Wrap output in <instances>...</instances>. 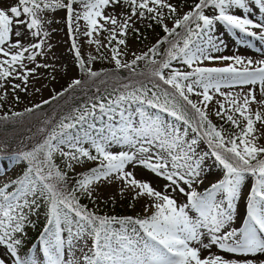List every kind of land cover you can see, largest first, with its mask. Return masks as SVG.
<instances>
[{"label":"snow or ice","instance_id":"6c2138e0","mask_svg":"<svg viewBox=\"0 0 264 264\" xmlns=\"http://www.w3.org/2000/svg\"><path fill=\"white\" fill-rule=\"evenodd\" d=\"M74 5L82 11H76ZM115 6H127L129 11L121 16L105 15L106 9ZM254 7L264 14V0H196L182 16L170 0H17L15 5L0 8V87L18 68H26L25 60L35 63L42 54L36 50L43 49L41 35L48 36L42 17L47 10H66L75 58L89 78L95 79L101 73L86 68L81 58L74 35L80 31V20L85 22L83 35L89 37L87 43L96 44L97 49L101 41L94 39V34L108 33L107 46L117 71L124 68L134 73L138 61L150 65L146 74L139 73L146 75L148 83L124 84V90L107 103L76 109L74 114L61 118L42 141L7 157L10 166H19L20 162L26 166L15 180L0 186V247L4 249L0 264H39L41 260L43 264H264V260L254 259L264 255V146L257 144L256 128L258 123L264 125V111L251 108L258 104L264 109V100L257 101L255 88L258 85L264 97V60L254 65L251 59L236 55H212L227 47L214 34L217 24L229 33L264 41V15L254 22L250 18ZM234 10L243 14L237 15ZM22 16L26 19H20ZM173 16L176 18L169 28L164 21ZM136 20L155 21L166 35L131 62H122L120 46L127 45L129 29L139 33L134 27ZM19 25H24L37 42L28 46L19 39L12 42L13 34L17 38L22 35ZM252 29L261 31L257 35ZM237 43L251 46L246 40ZM161 45L167 48L161 59H156ZM93 59L90 57L89 63ZM214 60L230 63L223 67L201 66L204 61ZM174 61L188 70L174 67ZM34 72L28 69L14 78L27 83ZM81 83L73 80L65 91ZM249 85L253 87L244 92ZM234 87L241 91H222ZM217 95L222 99L216 101L215 116L230 123L236 132L226 133L210 119L208 107ZM193 96L200 99L193 100ZM23 115L13 113L0 120ZM104 116L110 123L97 128L93 121ZM39 131L46 132L44 128ZM189 131L193 135L189 136ZM202 141L210 153L197 151ZM113 144L127 146L128 150L113 153L108 150ZM57 155L63 167L56 163ZM209 155L221 166L223 178L199 192L196 186L204 182L202 164ZM87 162H95L96 166L77 173L70 187L69 172ZM129 165L141 166L166 181L163 191L138 181L126 170ZM248 177L254 183L246 197V217L242 227H231L238 211L236 202L242 197V185ZM116 181L122 182L121 193L127 188L134 192V200L147 199L143 216H101L81 204V196L94 200L98 185ZM173 193L183 195L186 202L178 204ZM41 201L46 205V225L36 246L37 255H22L25 228L32 223L30 217L37 214ZM81 240H90L91 246H80ZM76 248H80V256L75 255ZM66 252L73 253L71 259L66 258ZM229 255L244 259H230Z\"/></svg>","mask_w":264,"mask_h":264},{"label":"rangeland","instance_id":"374dc122","mask_svg":"<svg viewBox=\"0 0 264 264\" xmlns=\"http://www.w3.org/2000/svg\"><path fill=\"white\" fill-rule=\"evenodd\" d=\"M16 3L17 0H0V8H7L9 6L15 5ZM170 3L177 8L179 15L182 16L187 11L191 10V7L196 3V0H170ZM74 8L76 9V11H82V8L79 5H74ZM128 11L129 9L127 6H115L106 9L105 15L112 13L114 15L121 16L123 13H127ZM165 12L167 13V10H165ZM235 14L242 15L243 13L242 11H235ZM262 15L264 14H261L258 9L254 7L250 18L253 19L254 22H259L261 21ZM42 17L45 21V23L43 24V30L48 33L47 37L41 35V37L39 38L44 40L43 49L36 51H42V54L36 57L35 63L25 60V69L18 68L17 73H14L13 77H9L7 80L2 82L4 84V87H0V117H12L13 113H25L27 112L26 109L36 107L37 105L43 104L45 101L51 100L54 95L57 96L61 92L65 91V89L68 88L73 80L80 79L82 75V71L78 66V61L75 58V52L72 49L73 38L69 35V30L66 24V10H47L44 14H42ZM175 18L176 17L173 16L172 19H165L164 22L169 28H171L173 27V21ZM20 19L26 18L22 16ZM101 23L103 22L101 21ZM79 25L80 31L79 33H74V35L76 36V42L80 49L81 58L85 61L86 68H91L92 71L101 73L99 77L103 76L102 72L107 73L106 71L110 70V68L116 69L115 63L111 60L110 49L107 46L108 41L106 37L108 36V33L102 32L99 36L94 34L93 38L101 41V47L97 49V45L87 43L89 37L83 35V32L86 30L85 22L83 20H80ZM148 25V20H136L134 27L136 29H139V33L137 34V32L129 29L128 35L126 37L127 45L120 46V50L123 53V55L120 57L122 62H131V60L135 58V55H141L147 52L149 48L160 41L161 35L157 28L152 26L148 27ZM18 27L22 32V35L17 38L13 34L12 42H15L17 39H19V41L25 46L37 42L36 39L31 37L29 31L25 28L24 25H19ZM107 27H111V25H108ZM15 31L16 28H14V32ZM252 31H255L257 35H259L261 30L252 29ZM214 34L222 38L225 41L227 47L222 52L212 53L213 56L236 55L245 59H250L248 58L249 56L257 55L264 60V41L247 37L238 32L229 33L222 25L219 24H217ZM238 40H246L251 46L249 47L245 44L237 43ZM113 46H115L114 41ZM25 55H27V53ZM90 57H95V59L91 60V62L89 63ZM0 59H2V57H0ZM229 63L230 61H204V64L201 66L223 67ZM37 64L45 65V67H37ZM173 66L180 69L181 71L188 70L185 65L176 61L173 62ZM28 69H35V72L34 74H29L27 83L14 78L17 74H22ZM13 85H19V87L14 89ZM250 87L253 86H245L243 91L247 92L248 88ZM255 88L257 101L264 100V97L260 95L259 86L257 85L255 86ZM222 91H232L233 93H239L241 89L239 87H234L232 89L224 88L222 89ZM192 99L199 100L200 98L193 96ZM221 99L222 98L217 95L214 97L213 102L209 105L208 112L210 119L218 128L223 127L226 133L236 132L237 129L232 127L230 123H226L224 120L219 119L214 114V111L217 107L216 101ZM102 102L107 103V99L103 98ZM131 107L134 109L137 107V105H131ZM251 108L253 109V111H256L258 109L264 111V109L260 108L258 104H252ZM149 111L152 110L149 109ZM97 116H99V114H97ZM116 119L118 120L119 117L117 116ZM136 119H138V117H136ZM167 119L171 120L172 118L168 117ZM93 122L96 124L97 128L107 126V124L110 123L107 116L105 125L104 123H102L101 119H97ZM177 126L183 127L179 123ZM85 127H87V125H85ZM256 128L259 129V131L257 132V135L259 136L257 144L260 146H264V125L258 123L256 125ZM191 135L193 134L189 131V136ZM84 146L86 148L89 147V145ZM2 149L3 148L0 147V151H2ZM108 150L113 153H118L120 151H127L128 149L127 146L113 144ZM197 151L200 153H210L211 150L208 148L207 143L202 141L199 144ZM0 156L5 157L4 159H0V172L6 173L0 175V186H3L5 183L15 180L24 171L26 165L25 162H20L19 166H10L7 159L8 155L0 154ZM56 163L63 167L61 158L58 155L56 157ZM95 166V162H87L83 166L76 167L75 172H69V176H77V173H83ZM202 167L204 169V182L196 186L197 191L199 192H204L206 189L211 187L213 183H216L223 178V170L221 166H219L215 162L214 157H211L209 155L204 160ZM126 170L131 171L138 181L149 182L151 186L157 191H163V186L166 181H164L162 178L156 177L153 173L144 169L143 167L137 166L133 168L131 165H129ZM253 183V178L248 177L246 178L244 185H242V197L239 201L236 202L238 211L243 209L244 212H246V197ZM121 187V181H116L111 184H100L97 186V190L93 194L95 197L94 200L89 199L87 196H81L80 202L88 210L101 216H143L144 207L148 203L147 199L141 198L138 200H134V192L131 189L125 188L124 192L121 193ZM173 196L177 200L178 204L182 205L186 202V198L181 194L173 193ZM40 203L41 206L38 209L37 214L30 217V220L32 221L31 224H34L40 218L46 216V205L43 201H41ZM238 211L234 214V221L232 222L231 227H237L236 225L238 224ZM31 224L26 226L25 233L31 232ZM113 227L118 229L119 225H113ZM25 233L22 237L23 244L21 246V254L27 256H36V246L39 245V238L33 239L32 244L26 243ZM63 235L64 237H67L68 233L64 232ZM79 245L86 248L91 246V241L88 240L87 242H85L84 240H81L79 241ZM212 251L216 252L217 249L213 248ZM74 252L76 256L81 255L80 248L74 249ZM39 255L42 257V251ZM72 255V252H66L67 259H71ZM202 255H207V252H202ZM3 256L4 249L0 247V257ZM259 256L260 255H258L254 259L264 260V257L260 258ZM228 258H236L241 260L244 259L243 257H233L231 255H229ZM249 258L253 259L252 257ZM39 264H43V261L41 260Z\"/></svg>","mask_w":264,"mask_h":264},{"label":"trees","instance_id":"16d2710c","mask_svg":"<svg viewBox=\"0 0 264 264\" xmlns=\"http://www.w3.org/2000/svg\"><path fill=\"white\" fill-rule=\"evenodd\" d=\"M149 24L157 28L162 40L166 35L162 27L155 21H149ZM166 48L167 45H161L160 55L155 58L161 59ZM149 67L150 65L145 61H138L134 66V73L124 68L118 71L110 68L106 71L107 73L102 72L103 76L95 79L89 78L82 72L79 79L82 81L80 86L61 92L63 95L58 94L57 99H51L49 103H43L39 108L33 107V112H25L22 117L0 120V147L3 148L0 154L12 156L20 150L30 149L29 146L42 141L44 135L51 131L61 118L74 114L76 109L82 110L86 105L91 106L92 103L102 102L103 98H114L124 90L122 87L124 84H136L141 81L148 83L146 75H139V73L146 74ZM97 114L100 116L99 109ZM102 123L106 124V116L102 118ZM40 128L46 130L45 134L40 133ZM76 178L77 176H69L70 187L75 183ZM45 225L46 216L31 224V232L25 233L26 243L32 244L33 239L39 238Z\"/></svg>","mask_w":264,"mask_h":264},{"label":"bare ground","instance_id":"6f19581e","mask_svg":"<svg viewBox=\"0 0 264 264\" xmlns=\"http://www.w3.org/2000/svg\"><path fill=\"white\" fill-rule=\"evenodd\" d=\"M248 58H250V59H252L253 61H254V63H258L260 60H263V58H261L260 56H257V55H255V56H249ZM256 64H254V65H256ZM238 216H237V220H238V224L236 225L237 227H242V221H243V219L246 217V212H244V210L242 209V210H240V211H238V214H237ZM240 224V225H239ZM260 258H262V257H264V255H260L259 256ZM258 257V258H259ZM259 258V259H260Z\"/></svg>","mask_w":264,"mask_h":264}]
</instances>
